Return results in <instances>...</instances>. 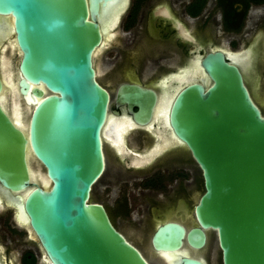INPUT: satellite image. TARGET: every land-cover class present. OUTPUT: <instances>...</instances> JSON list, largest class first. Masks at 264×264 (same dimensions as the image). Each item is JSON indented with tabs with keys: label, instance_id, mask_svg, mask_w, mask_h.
Instances as JSON below:
<instances>
[{
	"label": "water",
	"instance_id": "water-1",
	"mask_svg": "<svg viewBox=\"0 0 264 264\" xmlns=\"http://www.w3.org/2000/svg\"><path fill=\"white\" fill-rule=\"evenodd\" d=\"M100 1L0 0V48L13 32L18 92L31 101L23 107L29 118L23 131L0 103V196L18 199L46 264H148L90 198L105 168L100 135L109 104L94 67ZM203 65L211 83L182 90L169 112L202 171L196 218L203 229L217 230L224 264H264V114L221 55ZM118 97L137 108L138 123L149 121L154 92L121 86ZM27 150L45 168L48 187L31 181ZM28 189L23 201L10 193ZM183 237L182 227L167 224L152 243L174 252ZM187 240L199 248L205 236L192 229Z\"/></svg>",
	"mask_w": 264,
	"mask_h": 264
},
{
	"label": "flooded vegetation",
	"instance_id": "flooded-vegetation-1",
	"mask_svg": "<svg viewBox=\"0 0 264 264\" xmlns=\"http://www.w3.org/2000/svg\"><path fill=\"white\" fill-rule=\"evenodd\" d=\"M98 5L101 19L112 6L115 11L103 21L110 30L107 35L101 23L103 46L94 57L97 80L109 94L100 135L105 168L97 182L102 181L107 201L94 198L97 183L91 201L103 206L114 228L148 264H185V260L224 264L217 230L203 229L194 210L204 193L202 171L175 134L169 112L182 90L192 85L206 89L211 80L203 61L221 55L241 74L251 100L264 114V0H103ZM10 36L12 32L7 33L0 48V60L6 59V69L14 78L18 52ZM109 50L114 55L103 60L107 66L98 75L95 59ZM1 66L0 61V95L6 96L5 106L8 104L13 118L18 104L15 98H20L23 110L28 96L18 92L14 80L17 94L6 91ZM121 86L155 93L156 103L147 123H138L132 115L137 108L121 102ZM23 114L27 120L24 110ZM31 168L35 172H30L31 181L48 187L45 168L34 160ZM10 193L23 201L28 192L17 196ZM17 200L14 203L0 196V264H46ZM167 224L184 229L182 246L174 252L156 251L152 238ZM192 229H200L205 236L199 248L187 240Z\"/></svg>",
	"mask_w": 264,
	"mask_h": 264
},
{
	"label": "bare ground",
	"instance_id": "bare-ground-1",
	"mask_svg": "<svg viewBox=\"0 0 264 264\" xmlns=\"http://www.w3.org/2000/svg\"><path fill=\"white\" fill-rule=\"evenodd\" d=\"M114 11H115V9H114V7L112 6L111 8H109L108 10H107V14H106V16L105 17H103V19H101V23H103V21H105V19H106V17L108 16V17H110L113 13H114ZM109 13V14H108ZM116 14V13H115ZM114 14V15H115ZM116 16V15H115ZM107 17V18H108ZM118 17V16H117ZM109 19V18H108ZM8 20H10L9 18H8ZM114 24V23H113ZM102 27L104 28V33H105V35H107L108 33H109V31L110 30H108V27H106L105 26V23H103L102 24ZM11 28H12V24H11ZM13 33V32H12ZM11 34V33H10ZM108 37V36H107ZM106 38V37H105ZM12 39V40H11ZM8 40V39H7ZM9 40H11V44L13 43L14 44V42H13V36H10L9 37ZM103 40V39H102ZM14 46H15V44H14ZM102 46H103V41H102V44H101V46L94 52V57H95V54H96V52L99 50V49H101L102 48ZM13 49V48H12ZM16 51H17V49H16V47L14 48ZM5 51V49L3 50V52ZM1 54V53H0ZM4 56V55H3ZM1 69L3 70V73H4V76L2 77V81H3V83H4V85H5V87H6V91H7V89L8 90H12V91H14L16 94H17V92L15 91V89H16V87H15V83H16V79H15V76H14V78H13V76H12V74L10 73V72H8L7 71V69H6V64H7V62H6V59L4 58V57H2L1 58ZM8 70H9V68H8ZM11 71V70H10ZM13 78V79H12ZM13 80L15 81V83L13 84ZM16 86H17V83H16ZM4 87V88H5ZM17 90V89H16ZM1 91H2V89H1ZM1 91H0V93H1ZM5 91V90H4ZM9 92V91H8ZM7 93V92H6ZM5 93V94H6ZM5 98H6V96L4 95V94H2V95H0V103L2 104V106H4V108L8 111V114H9V116H10V118H11V120H12V122L18 127V128H20L22 131H23V129H25L26 127H27V123H25V121H24V114H23V110H22V107H21V111H22V114H21V112L18 110V109H20V108H17V111H15L14 112V114H13V118H14V120H13V118L11 117V113H10V110L7 108V105L5 106ZM2 101V102H1ZM25 102L27 103V106L29 107L30 106V104H31V101H30V99L29 98H26L25 99ZM4 103V104H3ZM167 107V106H166ZM16 108V107H15ZM15 110V109H14ZM21 115H23L22 117H23V121H24V127H22L23 126V122H22V117H21ZM15 121V122H14ZM116 129V128H115ZM118 139V138H117ZM27 155H28V160L30 161V164H31V159H34V157H33V155H32V153L30 152V151H28L27 150ZM34 172L33 170H32V168L30 169V172ZM35 177V176H34ZM33 177V178H34ZM38 178H39V176H37ZM33 180V179H32ZM45 185H50L49 184V182L47 181V179H45ZM29 190L30 189H28V190H26L27 192H29ZM25 192V191H24ZM23 192V193H24ZM23 193H19V194H15V196H17V195H21V194H23ZM22 198V197H21ZM22 221H24V220H22ZM25 222V221H24ZM43 258V257H42Z\"/></svg>",
	"mask_w": 264,
	"mask_h": 264
},
{
	"label": "rangeland",
	"instance_id": "rangeland-1",
	"mask_svg": "<svg viewBox=\"0 0 264 264\" xmlns=\"http://www.w3.org/2000/svg\"><path fill=\"white\" fill-rule=\"evenodd\" d=\"M102 52V51H101ZM100 52V53H101ZM113 51L112 50H109V51H106L105 53H103V55L99 56V57H96L95 59V63H96V68L97 69V72H98V75H100L102 72V69L101 68H106L107 66V63L105 61H103L106 57H111L114 55V53H112ZM9 54H12L8 51ZM6 57L9 58L10 62H11V59L10 57L7 55V52L5 53ZM11 67H12V63H11ZM15 98V97H14ZM15 102H18V104L15 106V111H17V108H20L18 109L20 112H21V103H20V98L19 97H16L15 98ZM20 105V106H19ZM14 111V112H15ZM22 117V116H21ZM27 120H25V115H24V121L25 123H27L28 121V118H26ZM23 122V121H22ZM33 159H31V163H32ZM33 170V169H32ZM34 171V170H33ZM35 173V172H34ZM37 183H38V180H37ZM104 193V190H103V184H102V181L97 183L95 189H94V198L97 199L99 202L101 203H104L106 202L107 200L105 199V195L103 194ZM2 235L4 236V233H2ZM4 241L7 242L8 240L4 238Z\"/></svg>",
	"mask_w": 264,
	"mask_h": 264
}]
</instances>
